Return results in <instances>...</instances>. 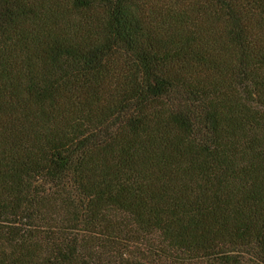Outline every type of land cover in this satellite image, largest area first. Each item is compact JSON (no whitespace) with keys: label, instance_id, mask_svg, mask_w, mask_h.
I'll list each match as a JSON object with an SVG mask.
<instances>
[{"label":"trees","instance_id":"16d2710c","mask_svg":"<svg viewBox=\"0 0 264 264\" xmlns=\"http://www.w3.org/2000/svg\"><path fill=\"white\" fill-rule=\"evenodd\" d=\"M0 264H264V0H0Z\"/></svg>","mask_w":264,"mask_h":264}]
</instances>
